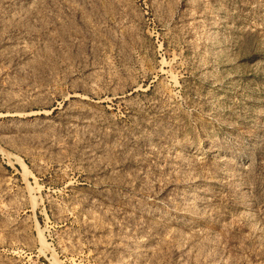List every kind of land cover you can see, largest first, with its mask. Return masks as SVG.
Here are the masks:
<instances>
[{
    "label": "rangeland",
    "instance_id": "obj_1",
    "mask_svg": "<svg viewBox=\"0 0 264 264\" xmlns=\"http://www.w3.org/2000/svg\"><path fill=\"white\" fill-rule=\"evenodd\" d=\"M0 264H264V0H0Z\"/></svg>",
    "mask_w": 264,
    "mask_h": 264
}]
</instances>
